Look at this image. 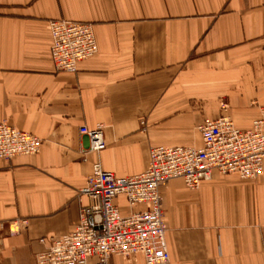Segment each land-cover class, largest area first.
<instances>
[{"label": "crops", "instance_id": "crops-1", "mask_svg": "<svg viewBox=\"0 0 264 264\" xmlns=\"http://www.w3.org/2000/svg\"><path fill=\"white\" fill-rule=\"evenodd\" d=\"M53 20L93 28L97 52L75 73L51 59ZM262 109L264 0H0V121L43 141L0 159V264H35L40 239L74 230L93 164L134 176L151 148L199 149L203 121L224 114L248 130ZM83 127L101 129L103 150ZM159 194L167 264H264V169L253 180L214 172L195 191L175 179ZM115 205L133 211L124 196Z\"/></svg>", "mask_w": 264, "mask_h": 264}, {"label": "built area", "instance_id": "built-area-1", "mask_svg": "<svg viewBox=\"0 0 264 264\" xmlns=\"http://www.w3.org/2000/svg\"><path fill=\"white\" fill-rule=\"evenodd\" d=\"M50 56L59 72L75 73L80 62L92 58L97 45L90 24L66 20L49 22ZM223 107L222 111L226 112ZM143 125V122H142ZM264 109L248 130L235 127L229 116L205 120L197 130L199 149L189 147H153L149 150L148 168L137 175L117 177L92 166L80 194L90 205L80 212L79 223L66 235L40 239L44 250L35 255V264H109L113 256L132 257L141 254L144 264H167L169 254L165 241L162 202L159 188L180 179L195 191L212 174H236L242 180H253L264 169ZM90 142V149L105 148L100 128L80 129ZM43 141L30 132L21 131L0 121V159L9 162L17 156L36 155ZM124 196L133 210L123 216L115 200ZM24 222L12 226L17 233Z\"/></svg>", "mask_w": 264, "mask_h": 264}]
</instances>
